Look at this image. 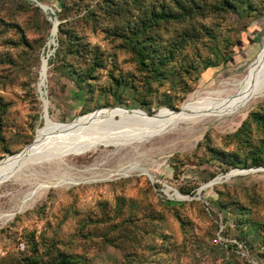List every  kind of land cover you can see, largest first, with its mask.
<instances>
[{
  "label": "rangeland",
  "instance_id": "obj_1",
  "mask_svg": "<svg viewBox=\"0 0 264 264\" xmlns=\"http://www.w3.org/2000/svg\"><path fill=\"white\" fill-rule=\"evenodd\" d=\"M16 2L17 0H0V17L24 26L28 22L27 16L14 9ZM251 19L234 13L220 22L210 16L203 19L219 37L218 45L221 51H226L228 47V44L221 40L222 37H227L230 42L236 40L232 49L234 55L226 66L210 68L201 74L194 73L188 77L191 91L183 95V99H179L180 94H177L173 104L178 109L188 99L208 92L213 91L212 93L217 95L229 94L231 86L258 63L264 48V17H259L250 29H244L247 21ZM88 35L92 43L101 45L106 51L117 49L111 48L102 33L88 32ZM27 36L31 40L39 35L27 31ZM50 38L51 35L38 53L40 66L43 56L50 59L55 53L58 43L56 38L54 42L52 40L49 43ZM202 43L209 47L213 42L204 36L200 46ZM21 48H14L12 52L16 54ZM38 54L33 50V57ZM189 57L187 55L184 59ZM127 58L128 54L118 52L119 68L133 69V64ZM21 65L20 63L12 70L0 68V96L7 103V112L0 124L1 157L10 154L2 153L4 145L9 146L13 153L19 152L33 140L36 129L41 127L40 124H44L43 102L37 90L40 66L27 69ZM49 67L48 65L45 90L49 100L48 112L55 122H70L78 115L93 111L84 113V108L90 109L104 103L94 99L99 93L100 85L94 86L93 100L84 104L82 97L85 95L77 89L66 73L61 71L64 68L58 65ZM37 70L38 75L34 77ZM6 75L9 79L5 82L1 76ZM49 76L54 80L51 99L48 95ZM106 82L104 76L102 83ZM108 99L110 101L112 98ZM263 99L264 97L246 103L235 111L222 113L215 118L206 119L207 121L179 123L161 135L142 142L124 146H98L86 153L70 155H63V152L71 147L64 146L50 161L28 162L16 178L3 179L0 182V264H18V257L27 252L25 236L30 231H34L39 239L44 237L46 244L51 239H61L62 243L58 242L57 246L86 255V264H121L123 253L119 248L103 241V226L92 229V237L84 244H79L80 247L77 246L80 233L88 232L87 226H82L81 223L87 220V215L101 220L99 215L105 212L107 224L104 227H107L113 223L116 215L119 223L130 214L136 215L134 212L141 208L147 213H159L163 219L157 224L156 232L170 233L178 243L175 246L177 252L171 254L173 261L166 264H227L228 258L233 256L259 264L250 257L249 249L232 237L231 230L227 237H231V240L239 245L237 249L228 250L226 253L216 251L219 241H212L214 234L218 229L233 225V221L230 218L231 220L224 224L223 216H217L209 207V202L221 193H228L229 199H238L250 207L253 206L251 211L254 218H264V166L236 167L229 171L245 169L247 172L229 178H225L229 171L224 174L218 172L213 178L205 181L210 173L218 171L219 164L211 159L204 140L209 137L210 145L222 147L224 137L233 133L247 114L256 109ZM125 103L129 105L125 108L136 104L131 98L126 99ZM155 104H152L155 108L153 113L165 107H156ZM131 166H136L137 169L131 170ZM141 169H145L147 173ZM216 177H219L217 182L204 186ZM69 179L77 183L65 182ZM155 183H159V186ZM201 186L204 187L198 192ZM180 189H190L191 193H182ZM26 195L28 196L25 198ZM165 199L187 202L180 208V213L189 221V229L182 230L171 208L164 204ZM227 208L230 217H237L238 211L233 206ZM69 239L74 242L68 249L65 241ZM147 239L156 243L160 238L149 236ZM21 242L24 243L23 249ZM144 246L145 244L139 246L137 250L143 251ZM40 252L45 254L47 248L43 246ZM153 259L155 264H162L161 262H166L168 258L160 256Z\"/></svg>",
  "mask_w": 264,
  "mask_h": 264
},
{
  "label": "trees",
  "instance_id": "obj_2",
  "mask_svg": "<svg viewBox=\"0 0 264 264\" xmlns=\"http://www.w3.org/2000/svg\"><path fill=\"white\" fill-rule=\"evenodd\" d=\"M38 3L48 5L54 12L44 11ZM14 9L24 13L28 22L23 26L0 17L2 70L15 69L20 63L27 69L32 66L39 68L38 53L51 35L53 20L57 19L59 23L55 38L58 44L55 53L48 59L49 68L57 65L64 68L61 71L65 72L77 89L85 95L82 97L84 104L93 100L94 86H101L94 99L104 103L90 109L86 107L84 113L106 106L129 107L125 103L129 98L136 102L130 105L131 108H141L147 113H153V103H156V107L165 106L178 110L173 104L174 99L177 94H180L179 99H183V95L191 91L188 77L194 73L201 74L210 68L226 66L234 55L232 49L236 40L230 42L227 37H222L221 40H224L228 47L226 51H221L218 45L219 37L203 19L210 16L220 22L234 13L252 18L244 27L250 29L259 17H264V0H17ZM177 23L180 26H174ZM27 31L35 32L39 36L30 40ZM88 32L102 33L111 48L117 49L106 51L101 45L92 43ZM204 36L213 42L211 46L206 47L203 43L200 46ZM20 46L22 48L19 52L14 54L13 49ZM33 50L38 56H32ZM118 52L128 54L127 59L133 64V69L119 68ZM187 55L190 56L189 59H184ZM37 73L38 70L34 72V77H37ZM104 76L106 83H102ZM1 77L5 82L9 79L8 75ZM53 85L54 80L49 76L50 99ZM110 97L112 99L109 101ZM1 98L0 96V124L7 112V103ZM224 140L222 147L210 145L209 137L204 140L211 159L219 164L218 171L210 173L205 181L213 178L218 172L224 174L236 167L264 166V99L256 109L247 114L233 133L224 137ZM2 153L13 154V151L4 145ZM155 185L159 186V183ZM180 191L191 193L190 189ZM228 199V193H221L209 202L211 210L217 216H223L224 224L231 220L230 218L233 221V225L218 229L214 234L212 241H219L216 251L226 253L228 250L237 249L239 245L232 241L231 237H227L231 230L232 237L249 249L250 257L257 263L264 264V218L253 217V206L250 207L238 199ZM186 203L182 200H164V204L171 208L183 231L189 229V221L180 213V208ZM230 205L238 211L237 217L229 216L227 207ZM134 213L136 215L130 214L119 223L116 215L113 223L107 227H104L107 224L105 212L99 215L101 220L87 215V220L80 223L87 226L88 232L80 233L82 238L80 237L77 246L80 247L79 244H84L92 237V229L103 226V241L119 248L123 253L121 264H155L153 258L160 256L168 258L166 262H161L162 264L171 261V254L177 252L175 246L178 243L172 234L156 232L157 224L163 219L160 214L147 213L142 208ZM149 236H159L160 239L154 243L147 239ZM25 239L27 252L18 257V264L87 263L86 255L58 247V242L62 243L61 239H51L46 244L44 237L37 238L34 231L28 232ZM215 239L218 241L215 242ZM65 242L69 249L74 241L69 239ZM255 243L257 245H254ZM144 244L143 251L139 252L137 248ZM43 246L47 248V252L42 255L40 251ZM227 264L253 263L245 258L233 256L228 258Z\"/></svg>",
  "mask_w": 264,
  "mask_h": 264
},
{
  "label": "bare ground",
  "instance_id": "obj_3",
  "mask_svg": "<svg viewBox=\"0 0 264 264\" xmlns=\"http://www.w3.org/2000/svg\"><path fill=\"white\" fill-rule=\"evenodd\" d=\"M54 37L55 34L51 36L49 43ZM40 71L39 84H46L47 69L45 70V62ZM231 87L232 89L227 95H217L212 91L188 99L178 110L162 107L156 114L148 116V113L144 110L142 111L145 113H142V111L129 113L122 109L118 110L120 108H105L96 113V116L92 117L91 120H88L90 114L78 115L76 124L72 126L55 122L48 112L49 102L42 101L43 107L46 106L47 110V115L43 117L44 124L36 129L35 140L22 153L7 154L0 158V180L16 178L30 161L47 162L54 159L58 151L64 146H73L91 140L97 135V127L101 124L119 126L125 123L131 124L135 127L134 131L129 132L131 135H135L137 129L145 132L168 131L177 124L179 125V123L198 122L215 118L222 113L235 111L246 103L260 99L264 97V48L258 63ZM116 132H119L115 135L116 137L119 134L128 133L123 130ZM65 182L77 183L73 179Z\"/></svg>",
  "mask_w": 264,
  "mask_h": 264
},
{
  "label": "water",
  "instance_id": "obj_4",
  "mask_svg": "<svg viewBox=\"0 0 264 264\" xmlns=\"http://www.w3.org/2000/svg\"><path fill=\"white\" fill-rule=\"evenodd\" d=\"M38 5L44 11H50L51 13H53V10L48 5L43 4V3H38ZM58 23H59L58 20H56V19L53 20L51 36H53V34H55V36H56ZM54 40H55V37L53 38V42H54ZM47 60H48V56H43L41 58L40 69L42 68V65H43L44 62H45V70L48 68ZM40 78H41V71H39V79ZM45 87H46V84H43V83L39 84V82H38L37 90H38V94H39L40 100L41 101H45V103H47V102H49V100L46 97ZM105 108H108V109L120 108V109H123V110H125V111H127L129 113H132L133 111H142L139 108H125V107H122V106H106V107H101V108L95 109L93 111H90V113L87 112L85 114H90L88 120H91L92 117L96 116V113H98L101 109H105ZM142 113H145V112L142 111ZM154 114H156V112L153 113V114H148V116H152ZM46 115H47V110H46V106H44L42 108V118L45 117ZM77 118L78 117H74L71 120V122H69V123L61 122L59 124H66V125L72 126V125L76 124ZM97 128H98V132H97V135L95 137H93L91 140H88L86 142H82L80 144H75V145L71 146L70 148L66 149L63 152V155H70L71 153L81 154V153H84V152L91 151L92 149H95L98 146H124V145L132 144V143H135V142H142V141L150 139V138H152L154 136L161 135L162 133L167 131V130H164V131H156V132H152V131L151 132H145L144 130L141 131V129H137L135 131L137 133H135V135H131V134H129V132L134 131L135 127L132 126L131 124H127V123H125L124 125H120V126L119 125H104V124H101ZM118 130H123V131H126L128 133L127 134H119L116 137L115 135L117 133H119V132H116ZM35 136H36V132H35L34 138H33V140L31 142H33L35 140V138H36ZM31 142L28 143L27 145H25L19 151V153H22L27 148V146L31 144ZM130 169L134 170V169H137V167L136 166H131ZM141 171L144 172V173H147V171L145 169H141ZM245 172H247V170H245V169H234V170H231V171L227 172L226 175H225V178H229L232 175H235V174H238V173H245ZM218 180H219V177H216L213 180L209 181L204 186L212 185L213 183L217 182ZM1 181H3V180L1 179L0 182ZM204 186H201L199 188L198 192H200ZM178 198H180V197L178 196Z\"/></svg>",
  "mask_w": 264,
  "mask_h": 264
},
{
  "label": "built area",
  "instance_id": "obj_5",
  "mask_svg": "<svg viewBox=\"0 0 264 264\" xmlns=\"http://www.w3.org/2000/svg\"><path fill=\"white\" fill-rule=\"evenodd\" d=\"M218 239H220V237H218ZM218 239H215L214 241H218ZM21 249L24 247L23 243H20Z\"/></svg>",
  "mask_w": 264,
  "mask_h": 264
}]
</instances>
